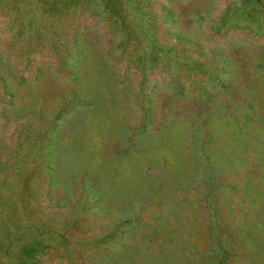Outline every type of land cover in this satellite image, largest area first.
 Wrapping results in <instances>:
<instances>
[{"label":"rangeland","instance_id":"1","mask_svg":"<svg viewBox=\"0 0 264 264\" xmlns=\"http://www.w3.org/2000/svg\"><path fill=\"white\" fill-rule=\"evenodd\" d=\"M264 264V0H0V264Z\"/></svg>","mask_w":264,"mask_h":264},{"label":"trees","instance_id":"2","mask_svg":"<svg viewBox=\"0 0 264 264\" xmlns=\"http://www.w3.org/2000/svg\"><path fill=\"white\" fill-rule=\"evenodd\" d=\"M221 263H222V260H220L219 264H221Z\"/></svg>","mask_w":264,"mask_h":264}]
</instances>
